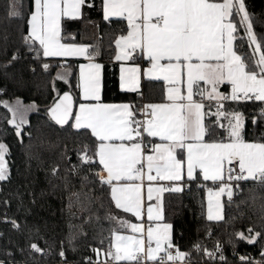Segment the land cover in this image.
Returning a JSON list of instances; mask_svg holds the SVG:
<instances>
[{
  "label": "snow or ice",
  "instance_id": "snow-or-ice-1",
  "mask_svg": "<svg viewBox=\"0 0 264 264\" xmlns=\"http://www.w3.org/2000/svg\"><path fill=\"white\" fill-rule=\"evenodd\" d=\"M30 4L27 31L21 39L42 59L43 71L50 72L52 67L47 58L87 61L77 64V94H61L55 84L62 81L72 86V65L56 73L54 102L47 110L61 128L67 125L94 138L92 145L80 150L79 163L70 171L79 174L86 166L101 192L107 193L109 204L138 221L110 213L106 219L115 221L116 227L109 244L93 248L96 259L88 257L85 264H193L192 253L174 243V225L165 216L164 194L183 192L181 182L212 181L218 190H208L207 220L222 221L221 197L226 195L232 201L231 181H253L264 189V138L246 140L245 115L228 111L225 105L227 101L259 102L260 113L252 123L264 121V36L254 32L245 0H101L105 21L126 22L114 41V59L121 62L120 91L143 96L142 75L164 84L161 102L139 108L105 102L104 65L97 62L100 50L65 42V22L82 19L84 10L94 7L91 0H30ZM10 15L22 18L15 4ZM240 27L250 53L241 52L243 43H236L243 41L237 35ZM18 59L14 53L9 63ZM135 60L145 61L147 70L142 73L139 65L124 66ZM205 100L210 102L207 108ZM0 107L10 114L7 122L23 143L22 134L31 136L25 133L26 113L35 105L25 108L17 100L15 105L0 101ZM9 158V146L0 141V181L10 178ZM62 158L69 159L66 152ZM59 171V166L53 167L52 175ZM94 181L88 175L81 177L83 186ZM260 219L261 230L249 227L229 239L234 254L238 243L260 245L262 259L243 255L240 264H264V201ZM12 225L20 228L15 221ZM29 248L34 258L48 254L38 243H30ZM195 250L208 260H225L219 242L214 251L200 245ZM59 256L65 258V252L61 250Z\"/></svg>",
  "mask_w": 264,
  "mask_h": 264
},
{
  "label": "trees",
  "instance_id": "trees-1",
  "mask_svg": "<svg viewBox=\"0 0 264 264\" xmlns=\"http://www.w3.org/2000/svg\"><path fill=\"white\" fill-rule=\"evenodd\" d=\"M91 2L94 7L85 9L82 19L65 22L62 35L65 42L92 45L100 50L97 61L104 65L105 102L129 103L138 108L143 104L161 102L164 85L160 81H143V96L119 90L114 41L126 28V22L103 20L101 0ZM245 3L254 22V32L264 36V0H245ZM13 4L16 10L22 12V18L10 15ZM30 8V0H0V101L15 105L19 100L25 108L35 105V109L28 108L26 113L28 125L25 133L31 136L22 134L23 143L7 122L10 114L0 107V141L10 148L11 173L8 180L0 181V262L65 264L66 260L67 264H85L88 257L96 259L93 248H106L109 244L111 230L116 227L115 221L106 219L110 213L133 222L135 219L109 204L107 193L101 192L99 183L94 181L86 166L79 174L70 171L73 165L79 163L80 150L84 145H92L94 138L80 135L67 125L63 128L57 126L46 112L54 102L52 84L56 73L63 72L67 64L72 65L74 73L72 86L62 81H55V84L61 94H77V63L70 61L62 66L57 59H47L46 62L52 67L50 72L43 71L42 59L29 51L21 39L27 31L26 20ZM237 35L243 37L242 42L239 39L236 41L237 44L243 43L240 51L250 53L243 27L239 28ZM14 53L20 59L9 63ZM226 109L245 115L246 140L264 138V121L258 120L255 125L252 123V118L260 113L259 102L233 103L227 105ZM65 152L69 159L62 158ZM55 166H59L60 171L53 176L52 168ZM84 175H88L94 183L83 186L81 177ZM237 183L240 187L233 200L229 202L223 198L225 219L222 221H208L205 216L206 191L218 188V184L203 183L200 179L186 181L188 191L164 195L165 216L174 225V243L180 250L192 253L193 264H240L239 257L243 255H250L257 261L262 259L259 244L238 243L234 254L233 246L229 243L230 237L237 231L247 232L253 226L257 231L261 230L264 189L253 181H235ZM88 197L92 198L91 201ZM12 221L20 228L13 227ZM121 232L129 234L123 229ZM102 239L103 244L100 242ZM217 242L222 245L224 261L208 260L195 250L196 245L213 249ZM30 243H38L48 254L34 258L30 255ZM61 250L65 252V258L59 256Z\"/></svg>",
  "mask_w": 264,
  "mask_h": 264
},
{
  "label": "crops",
  "instance_id": "crops-1",
  "mask_svg": "<svg viewBox=\"0 0 264 264\" xmlns=\"http://www.w3.org/2000/svg\"><path fill=\"white\" fill-rule=\"evenodd\" d=\"M102 18H103V13H102ZM103 20H104V18H103ZM115 52H116V49H115ZM47 59H57V60H59L60 62H61V64H62V66H65L67 63H69L70 61H73V62H76L77 64L78 63H87V61H85V60H83V59H80V60H67V61H65L63 58H47ZM98 62V61H97ZM114 62L118 65V87H119V85H120V67H121V62H117V61H115V59H114ZM77 64H76V73H78V67H77ZM135 65H138V64H135V63H132L131 61H128V62H124V66H126V67H131V66H135ZM140 67H141V72L143 73L144 71H146L147 70V67H148V65H147V63L144 61V64L143 65H139ZM145 80H147V79H144L143 78V75L141 76V85H142V83H143V81H145ZM149 81V80H148ZM160 82H162V81H160ZM163 83V82H162ZM164 85V84H163ZM119 90H120V87H119ZM222 91H223V89H221ZM198 98V97H197ZM157 103H159V102H157ZM117 104H119V103H117ZM203 183H209V184H214L212 181H204L202 178L200 179ZM181 183H184L185 184V182H181ZM212 189H214V188H212ZM209 190V189H208ZM208 190L206 191V194H205V204H206V210H205V216H206V219H207V200H208ZM166 194V193H165ZM164 194V195H165ZM223 198H224V196H222L221 197V203H222V201H223ZM130 215V214H129ZM209 221V220H208ZM135 222H138V221H135ZM130 234V233H129ZM111 263V262H110Z\"/></svg>",
  "mask_w": 264,
  "mask_h": 264
},
{
  "label": "built area",
  "instance_id": "built-area-1",
  "mask_svg": "<svg viewBox=\"0 0 264 264\" xmlns=\"http://www.w3.org/2000/svg\"><path fill=\"white\" fill-rule=\"evenodd\" d=\"M131 62H132V63H135V64H138V65H143V64H144V61H142V60H135V61H131ZM197 99H199V97H198ZM249 102H251V101H249ZM204 103H205V105H208L210 102L207 101V100H205ZM211 103H212V104H215V101H212ZM233 103L244 104V103H248V102H231V101H227V102H225V105L227 106V105H229V104H233ZM143 105H144V104H143ZM143 105H142V106H143ZM142 106H141V107H142ZM212 109H213V111H215V107H213ZM233 167H235V166H233ZM230 183L233 185V198H234L235 194L239 191V188L236 187L235 181H231ZM188 190H189V185H188V184H185V186H184V191H188ZM224 198L228 201L226 195H224ZM232 200H233V199H232ZM229 202H230V201H229ZM209 250H210V251H214L215 248H213V249H209ZM217 256H219V253H217ZM217 261H220V260L217 259Z\"/></svg>",
  "mask_w": 264,
  "mask_h": 264
},
{
  "label": "water",
  "instance_id": "water-1",
  "mask_svg": "<svg viewBox=\"0 0 264 264\" xmlns=\"http://www.w3.org/2000/svg\"><path fill=\"white\" fill-rule=\"evenodd\" d=\"M47 113V116L49 117V119H50V116L48 115V111L46 112ZM51 120V119H50ZM52 121V120H51ZM53 122V121H52ZM54 123V122H53ZM55 124V123H54ZM57 126H59V125H57Z\"/></svg>",
  "mask_w": 264,
  "mask_h": 264
},
{
  "label": "rangeland",
  "instance_id": "rangeland-1",
  "mask_svg": "<svg viewBox=\"0 0 264 264\" xmlns=\"http://www.w3.org/2000/svg\"><path fill=\"white\" fill-rule=\"evenodd\" d=\"M226 123V122H225ZM213 191H216V190H218V188H214V189H212Z\"/></svg>",
  "mask_w": 264,
  "mask_h": 264
}]
</instances>
